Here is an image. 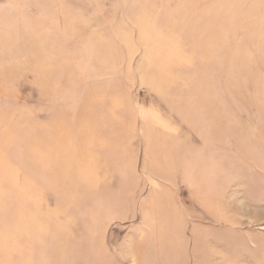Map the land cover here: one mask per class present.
<instances>
[{
  "label": "rangeland",
  "instance_id": "obj_1",
  "mask_svg": "<svg viewBox=\"0 0 264 264\" xmlns=\"http://www.w3.org/2000/svg\"><path fill=\"white\" fill-rule=\"evenodd\" d=\"M0 264H264V0H0Z\"/></svg>",
  "mask_w": 264,
  "mask_h": 264
}]
</instances>
